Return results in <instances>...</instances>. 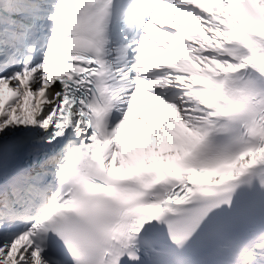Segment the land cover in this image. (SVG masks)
Instances as JSON below:
<instances>
[{
  "label": "snow or ice",
  "instance_id": "snow-or-ice-1",
  "mask_svg": "<svg viewBox=\"0 0 264 264\" xmlns=\"http://www.w3.org/2000/svg\"><path fill=\"white\" fill-rule=\"evenodd\" d=\"M0 264H264V0H0Z\"/></svg>",
  "mask_w": 264,
  "mask_h": 264
},
{
  "label": "bare ground",
  "instance_id": "bare-ground-1",
  "mask_svg": "<svg viewBox=\"0 0 264 264\" xmlns=\"http://www.w3.org/2000/svg\"><path fill=\"white\" fill-rule=\"evenodd\" d=\"M156 123H157V127H158L159 122L157 121ZM149 147H150L152 150H154V149L156 148V144H155V139H154V138H153V142H152V144L149 145ZM160 150H161V152L164 150V145H161V146H160Z\"/></svg>",
  "mask_w": 264,
  "mask_h": 264
}]
</instances>
